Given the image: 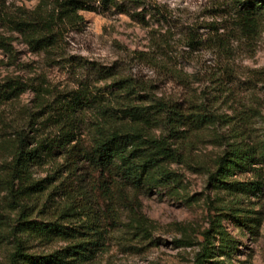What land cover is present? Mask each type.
Here are the masks:
<instances>
[{
  "label": "rangeland",
  "instance_id": "1",
  "mask_svg": "<svg viewBox=\"0 0 264 264\" xmlns=\"http://www.w3.org/2000/svg\"><path fill=\"white\" fill-rule=\"evenodd\" d=\"M158 1L169 14L162 25L143 26L113 9L82 10V25L63 31L56 61L31 51L0 22V36L13 37V55L0 48V264H12L17 244L44 256L74 242L45 240L24 229V219L69 226L93 220L101 241L84 264H264V14L257 35L247 38L225 0ZM7 3L32 9L37 0ZM191 31L193 45L187 42ZM219 34L227 38L223 48L208 41ZM115 77L135 91L113 87ZM62 94L75 97L76 140L85 146L99 129L128 122L162 133L159 101L198 113L184 115L186 138L176 142L178 159L167 163L176 179L160 185L146 178L125 187L112 169L108 189L100 190L91 167L75 168L61 152L32 166L39 183L21 203L13 202L7 164L17 136L27 132L51 144L59 134L51 103ZM235 147L250 155L249 167L235 169L224 183L210 180L217 159ZM228 181L262 185L240 192L226 188Z\"/></svg>",
  "mask_w": 264,
  "mask_h": 264
},
{
  "label": "trees",
  "instance_id": "2",
  "mask_svg": "<svg viewBox=\"0 0 264 264\" xmlns=\"http://www.w3.org/2000/svg\"><path fill=\"white\" fill-rule=\"evenodd\" d=\"M225 1L231 3L237 30L247 38H254L258 33L260 16L264 14V0ZM111 9L129 13L143 26L169 22L167 8H164L158 0H37L32 9L24 6L10 9L7 0H0V22L6 31L19 34L31 51L42 52L56 61L55 55L62 46L63 31L78 29L82 25L84 22L82 10L103 12ZM191 32L187 40L189 45L196 43L195 31ZM12 38V36H0V48L10 56L13 55L10 42ZM208 41L213 47L223 48L226 46L227 38L219 34L211 36ZM162 43L164 41L156 39L155 45L163 48ZM112 85L124 89L126 93L127 89L128 92L135 91L134 86L127 79L115 77ZM110 91L112 93V90ZM74 98V95L62 94L52 100L50 117L52 124L57 126L59 134L51 144L44 141L45 138L37 140L34 135L27 132L18 134L17 143L7 164V189L13 202L21 203L39 183L32 180V166L40 164L44 157L61 152L67 154L71 166L75 163V168L80 167L81 164L91 167L97 175L95 187L100 190H103L104 186L108 189L106 179L111 176L112 169H117L125 187L141 186L146 178L160 185L170 184L172 179H176L175 173L168 169L167 163L178 159L179 145H176V142L180 143L186 138L187 132L181 128L185 125L184 115L191 113L190 118H194L198 113L190 112L176 103L159 101L155 105L164 123L162 133L157 135L144 124L128 122L99 129L90 145L85 146L76 140L79 121L77 115L73 113ZM194 109L198 107L194 106ZM73 141L76 143L68 146ZM217 164L216 170L209 178L216 183H224L222 179L235 169L245 170L249 167L250 155L241 148L235 147L221 155L217 159ZM229 182H226V188L240 192H246L248 189L260 191L262 185L261 181L236 184ZM21 223L24 229L31 230L45 240L58 237L64 240L73 239L74 242L60 251L44 256L22 252L17 244L10 256L12 264L20 261H27L30 264H84L94 256L101 241L99 225L93 220L89 224L83 223L78 226L27 219L22 220ZM217 225L220 229V225ZM220 232L224 234L223 230ZM202 235L204 240H209L210 229L202 232ZM197 264L200 262L197 261Z\"/></svg>",
  "mask_w": 264,
  "mask_h": 264
}]
</instances>
